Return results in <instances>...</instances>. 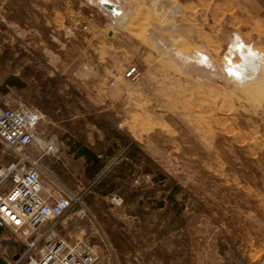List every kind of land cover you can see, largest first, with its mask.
Here are the masks:
<instances>
[{"label": "rangeland", "instance_id": "rangeland-1", "mask_svg": "<svg viewBox=\"0 0 264 264\" xmlns=\"http://www.w3.org/2000/svg\"><path fill=\"white\" fill-rule=\"evenodd\" d=\"M3 1L7 19L30 24L32 0ZM111 1L121 17L61 0L64 24L112 31L71 65L54 61L53 41L51 57L21 33L13 44L0 22V104L42 114L57 151L40 162L94 219L71 210L60 234L87 239L97 264L110 250L116 264H264V0ZM248 48L257 64L241 80L230 69ZM132 65L139 78L123 79ZM1 238L12 235L0 224Z\"/></svg>", "mask_w": 264, "mask_h": 264}, {"label": "built area", "instance_id": "built-area-1", "mask_svg": "<svg viewBox=\"0 0 264 264\" xmlns=\"http://www.w3.org/2000/svg\"><path fill=\"white\" fill-rule=\"evenodd\" d=\"M114 14L120 11L112 10ZM92 19L88 18L83 29ZM110 84L116 83L112 71ZM137 66H129L121 75L135 80ZM42 114L18 103L0 104V224L7 227L21 251L0 252L5 264H97L98 255L87 239L69 241L60 234L61 221L74 210L93 222L81 195L68 190L55 173L40 162L57 151L53 140L42 137L38 128ZM33 149L37 151L34 153ZM6 158V159H5ZM112 258V259H111ZM108 264H116L108 253Z\"/></svg>", "mask_w": 264, "mask_h": 264}, {"label": "crops", "instance_id": "crops-1", "mask_svg": "<svg viewBox=\"0 0 264 264\" xmlns=\"http://www.w3.org/2000/svg\"><path fill=\"white\" fill-rule=\"evenodd\" d=\"M32 1L33 2L30 3V5L31 7H33L30 8L29 12L27 11V6L23 7V13L29 17L30 24L27 22V20L22 21V23L20 24L18 20L11 21L6 17L8 13L11 12L10 1L5 4L3 0H0V22L6 17L7 29L12 30L14 33L12 37L13 44L15 43V38L16 36H18V33H21L23 38L22 42L25 45H28L29 47H36L49 57L53 55L54 61H60L61 64H76L80 47L99 48L106 42L103 37L104 31L109 35L112 34V31L106 29L104 26L97 24L94 20L88 25L86 29H81L77 24H75L74 20L71 19L73 17L72 12L70 14V24H64V19L68 18L69 15L64 12L61 0H39L40 2L38 5V15L33 9L35 8V0ZM43 2H45V7H43ZM102 2L113 4L114 10H118L120 11V13L114 14L112 10L106 8L102 4ZM97 8L101 13L113 18L121 17L123 15L122 7L118 3L111 0H98ZM35 23H38V25H36ZM83 23L84 21H82V24ZM40 25H47L49 27L47 36L43 35V30ZM79 35L82 38V44L78 43L80 37ZM48 41H53L55 47L60 51L52 54L50 52V47L47 44ZM253 61H257L254 55ZM239 62L240 59L238 60V63ZM12 76L13 81L19 79L21 80V77L17 73H12ZM0 240L12 239L1 238ZM9 245L13 247L16 246V244L7 243L5 245H2V247L5 246L3 249L9 251Z\"/></svg>", "mask_w": 264, "mask_h": 264}, {"label": "bare ground", "instance_id": "bare-ground-1", "mask_svg": "<svg viewBox=\"0 0 264 264\" xmlns=\"http://www.w3.org/2000/svg\"><path fill=\"white\" fill-rule=\"evenodd\" d=\"M102 4L109 10L114 9L113 4L102 2ZM109 5V6H107ZM254 52L248 48V52H240V62L237 63L230 69V72L237 78L241 80L249 79L251 77V72L255 73V67L257 61H253Z\"/></svg>", "mask_w": 264, "mask_h": 264}, {"label": "water", "instance_id": "water-1", "mask_svg": "<svg viewBox=\"0 0 264 264\" xmlns=\"http://www.w3.org/2000/svg\"><path fill=\"white\" fill-rule=\"evenodd\" d=\"M7 243L16 244V241H14V240H0L1 245H5ZM0 264H5V262L1 259V257H0Z\"/></svg>", "mask_w": 264, "mask_h": 264}]
</instances>
